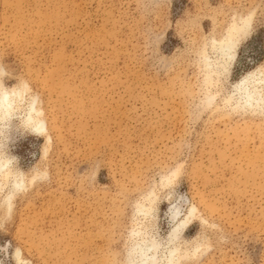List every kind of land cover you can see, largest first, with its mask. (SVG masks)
<instances>
[{
    "label": "rangeland",
    "instance_id": "1",
    "mask_svg": "<svg viewBox=\"0 0 264 264\" xmlns=\"http://www.w3.org/2000/svg\"><path fill=\"white\" fill-rule=\"evenodd\" d=\"M247 18L210 83L204 57ZM0 70L25 92L0 126V159L19 158L0 199L23 193L0 211L4 264H137L151 239L159 264L172 247L175 264H264V112L226 103L264 77V0H0ZM34 100L45 136L25 126Z\"/></svg>",
    "mask_w": 264,
    "mask_h": 264
},
{
    "label": "bare ground",
    "instance_id": "2",
    "mask_svg": "<svg viewBox=\"0 0 264 264\" xmlns=\"http://www.w3.org/2000/svg\"><path fill=\"white\" fill-rule=\"evenodd\" d=\"M250 25V18L242 20L241 23H236L231 28L230 34L226 38H224L218 44L216 42L214 43L213 50L215 51V59H211L210 57L206 56L204 57L205 68L207 72L206 75L210 83L212 80H214V77L220 80V78L230 72V67L237 57L238 45L240 44V41L247 35ZM260 71L248 73L240 82H238L236 86H234L233 93L226 99V103L230 102V105H236L239 107V109L242 108L245 110H252L254 113L258 111L264 112V77L261 76L262 73ZM14 93L15 96L12 100H4L2 97H0V126L7 125V122L10 120L11 116L16 113V110L20 108V105L24 100L25 92L23 90L14 89ZM213 96L209 95L206 97V103L211 104L214 100ZM40 116L41 111L37 108L36 100H34L29 104V108L26 110V119L24 121L25 126L29 127L35 135L45 136L47 134V124L41 119ZM2 131L3 130L0 128V134ZM48 140L50 141V137H48ZM7 162L8 159H0V163L6 164ZM11 174L13 175L12 172ZM22 183L23 181L19 180L18 176H15L14 186L17 189L22 186ZM151 202L154 201L151 200ZM171 210V218H173V221L178 220L182 212L181 205L175 206ZM196 210L197 209L192 206L185 216V219L176 225L177 227L175 226L171 233L172 242L178 239L181 231L190 225L195 213H197ZM140 212L143 213L145 217H147L151 214L152 209L151 207H144L140 209ZM159 249L160 244L155 239L146 241L144 245L138 244L136 248L138 255L137 264H159L157 256ZM169 250V255L166 257L165 264H175L177 262L176 254L178 249L176 247H172Z\"/></svg>",
    "mask_w": 264,
    "mask_h": 264
},
{
    "label": "clouds",
    "instance_id": "3",
    "mask_svg": "<svg viewBox=\"0 0 264 264\" xmlns=\"http://www.w3.org/2000/svg\"><path fill=\"white\" fill-rule=\"evenodd\" d=\"M0 75H6V72H4L3 70H0ZM15 88H16V85H13V86H11V88H9L7 85L0 83V97H2L4 100H12L15 96V93H14ZM24 102H26V101H24ZM25 134H26V132L24 131L23 128L16 130L15 131V138L10 139L8 141V148H9V145L11 143H13L18 136L22 137ZM13 164L19 165V158L15 155H12L10 152V149H9L8 162L6 164L0 163V180H3L5 177H7V181L9 183V186H11V181H12L11 169H12ZM22 194L23 193H16L12 197L11 205L8 203L7 195H5L3 199H0V211H2L3 215L5 217H7L8 219H11V214L14 211L15 199L18 198V196L22 195ZM3 247L8 248V247H10V244H6ZM0 264H4L3 259H0Z\"/></svg>",
    "mask_w": 264,
    "mask_h": 264
}]
</instances>
